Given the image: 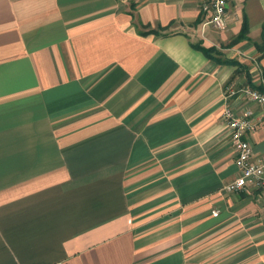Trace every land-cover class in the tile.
<instances>
[{"label":"crops","instance_id":"1","mask_svg":"<svg viewBox=\"0 0 264 264\" xmlns=\"http://www.w3.org/2000/svg\"><path fill=\"white\" fill-rule=\"evenodd\" d=\"M204 1L0 0V264H264L222 116L264 156V0Z\"/></svg>","mask_w":264,"mask_h":264},{"label":"built area","instance_id":"2","mask_svg":"<svg viewBox=\"0 0 264 264\" xmlns=\"http://www.w3.org/2000/svg\"><path fill=\"white\" fill-rule=\"evenodd\" d=\"M236 1L238 0H205L201 4V11L207 15L203 27L225 31L228 27L230 5ZM233 98L254 103L264 109V92L259 90L250 87L227 89L226 102ZM222 116L238 169L237 178L225 190L231 193L255 191L260 195V209L264 213V156L254 160L253 149L247 138L256 129L253 113L245 111L238 115L227 105Z\"/></svg>","mask_w":264,"mask_h":264},{"label":"trees","instance_id":"3","mask_svg":"<svg viewBox=\"0 0 264 264\" xmlns=\"http://www.w3.org/2000/svg\"><path fill=\"white\" fill-rule=\"evenodd\" d=\"M245 32H246V29H245V26L243 27V30H242V33L240 35V37H238L239 39H245ZM262 40H264V37H262ZM197 50H200L207 58H210V59H214L212 56H211V53L214 51L212 49H204V48H201V47H195ZM219 62V61H218Z\"/></svg>","mask_w":264,"mask_h":264},{"label":"rangeland","instance_id":"4","mask_svg":"<svg viewBox=\"0 0 264 264\" xmlns=\"http://www.w3.org/2000/svg\"><path fill=\"white\" fill-rule=\"evenodd\" d=\"M1 153V152H0ZM1 185V184H0ZM235 193H238V192H235Z\"/></svg>","mask_w":264,"mask_h":264}]
</instances>
